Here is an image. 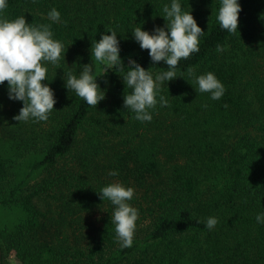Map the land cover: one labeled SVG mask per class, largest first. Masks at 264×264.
<instances>
[{"label": "trees", "instance_id": "obj_1", "mask_svg": "<svg viewBox=\"0 0 264 264\" xmlns=\"http://www.w3.org/2000/svg\"><path fill=\"white\" fill-rule=\"evenodd\" d=\"M170 0H8L4 15L51 24L66 52L48 65L56 103L47 121L13 119L23 106L0 85V264H264V0H239L237 32L219 27L220 0H180L206 33L199 51L181 59L162 87L169 103L150 122L123 107L130 89L121 75L128 58L151 71L131 30L164 26ZM51 8L61 22L47 17ZM117 31L125 66L103 73L91 42ZM110 34V33H107ZM217 44L228 48L216 52ZM95 63L105 98L90 106L64 85ZM213 72L219 100L195 91L188 75ZM107 82V83H105ZM226 105V106H225ZM112 169L118 176H109ZM119 181L135 189L139 210L131 247L114 239L113 206L101 187ZM218 223L209 231L205 218Z\"/></svg>", "mask_w": 264, "mask_h": 264}, {"label": "clouds", "instance_id": "obj_2", "mask_svg": "<svg viewBox=\"0 0 264 264\" xmlns=\"http://www.w3.org/2000/svg\"><path fill=\"white\" fill-rule=\"evenodd\" d=\"M7 6L8 0H0V85L7 81L8 98L22 102L23 106L13 117L14 120L47 121L56 99L53 89L42 81H48L49 64L57 65L62 55L65 59L67 48L63 41L54 38L51 24L28 23L24 15L8 19L4 15ZM240 11L239 0H220L216 15L219 27L228 33H236ZM159 16L164 19V26H154L151 32L139 26L133 28L131 33L139 47L148 50L151 64L163 63L167 65V70L145 69L129 57V70L121 75L124 85L130 89L127 94L124 92L123 107L134 113L133 118L141 122L152 120L151 110L158 104L160 107L168 105L162 87L176 77L184 78L183 73L177 75L178 63L199 51L206 33L198 26L191 11L182 9L180 0L165 3ZM47 17L53 23L61 22V14L56 8H51ZM107 33H102L97 41L91 42L90 48L94 61L104 65L103 73L113 67L125 66L120 56L117 31L109 28ZM227 48V44H217L215 50L222 53ZM94 61L84 64L78 75L68 71L63 79L68 90L74 91L88 105L96 107L105 98L106 89H101L97 82ZM188 75L194 80L196 92L208 93L212 100H219L223 96L225 87L213 72L196 74L194 69L189 68ZM108 175L115 177L119 173L112 169ZM97 193L102 201L107 200L113 206L111 220L115 226L114 239L119 247H131L139 218V210L130 203L134 197V187L115 181L102 186ZM255 220L258 224H264V211L258 212ZM203 222L211 231L217 225L218 218L209 216Z\"/></svg>", "mask_w": 264, "mask_h": 264}, {"label": "rangeland", "instance_id": "obj_3", "mask_svg": "<svg viewBox=\"0 0 264 264\" xmlns=\"http://www.w3.org/2000/svg\"><path fill=\"white\" fill-rule=\"evenodd\" d=\"M4 264H20L19 261L15 258L14 254L11 253L9 256H6Z\"/></svg>", "mask_w": 264, "mask_h": 264}]
</instances>
